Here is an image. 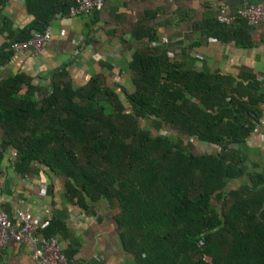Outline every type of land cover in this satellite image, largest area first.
Listing matches in <instances>:
<instances>
[{
  "label": "trees",
  "instance_id": "16d2710c",
  "mask_svg": "<svg viewBox=\"0 0 264 264\" xmlns=\"http://www.w3.org/2000/svg\"><path fill=\"white\" fill-rule=\"evenodd\" d=\"M72 4L30 0L31 20L2 44L0 64L13 54L12 42L43 32ZM234 23L215 21L208 34L237 37V30L228 33ZM128 75L132 90L102 73L75 85L68 63L53 69L44 87L23 72L0 78V145L15 152L14 170L36 163L65 180L67 199L80 208L102 200L116 207L128 264H264V177L246 173L229 149L256 131L264 101L259 81L242 86L182 69L150 46L131 55ZM191 139L217 149L193 153L184 142ZM64 229L52 219L42 234Z\"/></svg>",
  "mask_w": 264,
  "mask_h": 264
},
{
  "label": "crops",
  "instance_id": "0c3cea01",
  "mask_svg": "<svg viewBox=\"0 0 264 264\" xmlns=\"http://www.w3.org/2000/svg\"><path fill=\"white\" fill-rule=\"evenodd\" d=\"M29 1L4 0L0 5V47L11 42L30 22L26 10ZM247 1L264 3V0H105L101 10L89 15H55L49 24L51 39L44 48L37 55H10L0 64V78L23 72L33 85L44 87L49 83L50 72L68 63L75 85L102 73L110 82L132 90L128 75L131 55L150 46L164 50L182 69L229 76L242 86L256 79L259 90L264 91V24L252 26L237 20L228 33L237 30L238 35L227 41L208 34L219 7L226 6L229 14H235ZM149 34L156 40L150 42ZM241 38L244 45L240 44ZM123 103L127 104L125 99ZM261 132L259 129L247 141L232 144L229 149L246 173L264 177ZM1 141L0 130V144ZM185 143L194 152L197 148V153L215 149L207 143L189 140ZM14 160L13 152L3 150L0 145V208L10 218H14L13 211L19 207L47 223L58 220L65 227L57 233L60 243L69 259L78 264H128L131 257L120 248L112 218L116 207L102 200L91 209H82L67 199L63 178L36 163L24 173L16 172ZM246 173L239 179L246 180ZM0 264L36 263L26 245L10 241L0 250Z\"/></svg>",
  "mask_w": 264,
  "mask_h": 264
},
{
  "label": "built area",
  "instance_id": "2783aa9c",
  "mask_svg": "<svg viewBox=\"0 0 264 264\" xmlns=\"http://www.w3.org/2000/svg\"><path fill=\"white\" fill-rule=\"evenodd\" d=\"M104 2L105 0H73L67 16L89 15L101 10ZM237 19H241L247 25L252 26L264 24V3L247 1L235 14H229L226 6L219 7L216 15L217 22L230 25ZM50 39L51 30L48 25L43 32L32 31L28 39L12 42L9 49L18 56L24 54L37 55ZM162 40L166 39L163 38ZM260 109L261 117L255 132L261 129V133L264 134V101L260 104ZM13 154L15 155V152ZM13 215L14 218H10L8 213L0 208V250L11 241L15 244L26 245L29 249L30 258L36 264H78L66 258L58 234L44 236L40 233V230L48 224L47 221L33 217L28 211L19 207L14 209Z\"/></svg>",
  "mask_w": 264,
  "mask_h": 264
},
{
  "label": "rangeland",
  "instance_id": "374dc122",
  "mask_svg": "<svg viewBox=\"0 0 264 264\" xmlns=\"http://www.w3.org/2000/svg\"><path fill=\"white\" fill-rule=\"evenodd\" d=\"M148 123H149V121H144V120H141V125L142 126H146V125H148ZM192 142H193V140H191ZM184 142H186L185 140H184ZM211 150H213V148H210L209 149V151H211ZM197 152H199V150H197V148H196V153ZM193 153H195L194 151H193ZM243 181L242 180H240V179H237V180H234L233 182H229V184H228V187H230V186H233V185H239V184H241Z\"/></svg>",
  "mask_w": 264,
  "mask_h": 264
},
{
  "label": "water",
  "instance_id": "95a60500",
  "mask_svg": "<svg viewBox=\"0 0 264 264\" xmlns=\"http://www.w3.org/2000/svg\"><path fill=\"white\" fill-rule=\"evenodd\" d=\"M210 146V145H209Z\"/></svg>",
  "mask_w": 264,
  "mask_h": 264
}]
</instances>
